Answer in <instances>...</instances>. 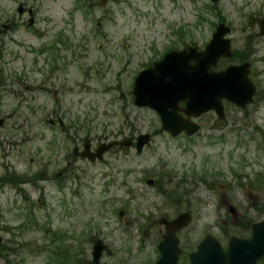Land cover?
Instances as JSON below:
<instances>
[{"label": "rangeland", "instance_id": "374dc122", "mask_svg": "<svg viewBox=\"0 0 264 264\" xmlns=\"http://www.w3.org/2000/svg\"><path fill=\"white\" fill-rule=\"evenodd\" d=\"M18 2L33 7V27ZM93 3L0 0V22L16 24L0 34V264H92L94 237L111 249L99 264H153L160 217L189 209L181 235L190 246L221 232L229 201L249 219L264 217V36L247 21L264 16V0ZM218 22L231 27L234 54L217 68L248 60L254 101H225L222 119L209 111L194 119L197 133L172 137L152 108L133 103L134 78L170 48H203ZM54 40L59 51L39 52ZM57 117L63 131L48 123ZM139 133L151 134L140 153L71 154L86 136L94 147Z\"/></svg>", "mask_w": 264, "mask_h": 264}, {"label": "water", "instance_id": "95a60500", "mask_svg": "<svg viewBox=\"0 0 264 264\" xmlns=\"http://www.w3.org/2000/svg\"><path fill=\"white\" fill-rule=\"evenodd\" d=\"M106 1L101 0V3ZM18 10H22L21 4ZM255 23L259 27V34L264 35V17L251 16L249 24ZM229 32L230 27L220 22L203 49L189 46L172 50L151 67L139 72L133 86L134 103L153 108L159 114L161 128L175 136L181 132L194 134L199 125L191 117H198L209 110H213L220 119L223 118V99L241 108L252 102L257 88L248 76L249 62L229 64L224 69L214 70L221 57L232 56L230 39L225 37ZM182 101L184 106L179 105ZM2 122L3 119L0 118V125ZM149 138L147 133L136 137L137 152L148 143ZM131 140V137H127L121 145L130 146ZM116 142L101 143L91 151L90 138L85 137L83 150L79 155L90 160L101 159L102 154ZM73 152L77 153L76 146ZM147 183H152V180L148 179ZM123 214L124 210L121 209L119 216L122 217ZM187 217V214H180L175 219L163 221L166 233L158 244L161 253L156 264H176L178 248L175 231L187 223ZM125 221L129 222V219L126 218ZM201 248L204 249L205 246L202 245ZM104 249L110 253L101 239L93 240L91 254L94 264H98Z\"/></svg>", "mask_w": 264, "mask_h": 264}, {"label": "flooded vegetation", "instance_id": "af4514ba", "mask_svg": "<svg viewBox=\"0 0 264 264\" xmlns=\"http://www.w3.org/2000/svg\"><path fill=\"white\" fill-rule=\"evenodd\" d=\"M85 1L94 2V7H98L99 10L107 8V6L112 2L109 1L104 4V6H100V0ZM19 3L22 2H18V4ZM23 5V11H19L18 7L16 8V12L20 20L22 16L28 14L27 11L31 8L30 6H25V4ZM31 13H29V15ZM33 20V17H31L30 23H32ZM15 25V21L10 19L0 22V33L13 29ZM28 26L33 27V25ZM183 211H188L192 218L188 225L179 229L177 232L180 246V251L177 256L178 264H193L192 253L197 250L199 242L206 235H208L206 241V264H264V217L258 218L257 220L249 219V217L245 216L244 211L235 207L229 201L226 203L222 214L221 232L218 235L206 233L190 246L184 242V238L181 233L191 224L193 216L189 209H185ZM253 225H255L254 233ZM203 260L202 256L197 258L198 262Z\"/></svg>", "mask_w": 264, "mask_h": 264}]
</instances>
